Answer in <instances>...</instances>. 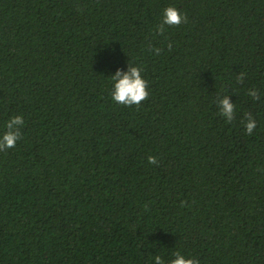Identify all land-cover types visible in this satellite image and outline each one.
Listing matches in <instances>:
<instances>
[{"label":"trees","instance_id":"trees-1","mask_svg":"<svg viewBox=\"0 0 264 264\" xmlns=\"http://www.w3.org/2000/svg\"><path fill=\"white\" fill-rule=\"evenodd\" d=\"M170 5L187 22L161 36ZM128 64L139 107L111 96ZM16 115L0 264H264V0H0V135Z\"/></svg>","mask_w":264,"mask_h":264},{"label":"clouds","instance_id":"clouds-1","mask_svg":"<svg viewBox=\"0 0 264 264\" xmlns=\"http://www.w3.org/2000/svg\"><path fill=\"white\" fill-rule=\"evenodd\" d=\"M187 22V14L182 13L180 9L175 6H168L164 9L163 19L156 26L155 31L163 36L166 27L179 26L182 23ZM169 49L172 45L169 43ZM150 50H153L156 54H159L162 49L155 48L149 45ZM144 69L140 65L128 64V71L117 70L114 75L111 76L113 82V89L111 92L112 99L121 105L131 107L139 105L149 98V84L144 79L142 73ZM246 73L241 71L237 75V82L243 83L246 78ZM248 95L253 100L260 99V93L258 89H250ZM216 103L219 107V114L223 116L227 122L231 123L236 118V104L230 99V95L227 93L217 97ZM245 128L246 132L251 135L257 127V121L253 115L245 113ZM24 117L22 115L13 116L6 123V131L0 135V151H7L8 149L14 148L18 141L22 138V128L24 126ZM148 163L158 165V158L152 155L148 157ZM186 202H182L184 206ZM154 264H165V260L160 255L154 257ZM168 264H200V260L196 257L185 256L182 252L176 251L173 253V259Z\"/></svg>","mask_w":264,"mask_h":264}]
</instances>
